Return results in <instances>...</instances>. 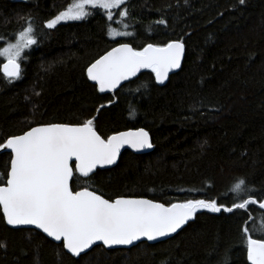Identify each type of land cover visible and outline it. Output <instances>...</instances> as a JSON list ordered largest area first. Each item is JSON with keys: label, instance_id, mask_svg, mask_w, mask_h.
Segmentation results:
<instances>
[{"label": "trees", "instance_id": "obj_1", "mask_svg": "<svg viewBox=\"0 0 264 264\" xmlns=\"http://www.w3.org/2000/svg\"><path fill=\"white\" fill-rule=\"evenodd\" d=\"M71 3L0 0V49L29 23L37 40L24 49L17 79L4 76L0 56V143L35 125L92 117L103 137L144 127L152 151L126 150L112 168L77 174L73 189L168 205L215 200L233 211L200 209L165 241L97 245L74 257L38 230L9 227L0 207V264H249L241 229L264 223V0H127L112 20L91 8L81 20L47 28ZM112 28L129 35L113 39ZM174 40L185 44L186 54L164 85L150 69L111 93L99 92L87 77V67L118 43L140 50ZM9 152L0 150L3 177ZM239 178L246 190L236 193L231 189ZM245 199L258 203L233 207Z\"/></svg>", "mask_w": 264, "mask_h": 264}, {"label": "snow or ice", "instance_id": "obj_2", "mask_svg": "<svg viewBox=\"0 0 264 264\" xmlns=\"http://www.w3.org/2000/svg\"><path fill=\"white\" fill-rule=\"evenodd\" d=\"M124 3L125 0H72L46 27L52 29L61 21L85 18L89 14L86 6L105 10L107 19L112 20L111 10ZM239 3L243 5L245 0ZM120 15L127 13L122 11ZM111 35L129 33L113 30ZM36 43L29 23L17 34L16 43L0 49V56L7 61L2 66L4 76L20 77L21 54ZM184 52L185 45L180 40L163 46L148 44L140 50L120 44L88 66L87 77L101 93L115 91L141 69H150L156 82L163 84L170 71L181 67ZM130 115H135L134 108ZM95 119L75 126L53 123L33 127L0 143V150H10V164L0 182V207L8 225H34L48 237L61 241L73 256H79L97 241L108 247L132 245L141 238L154 241L176 233L200 209L221 211L223 206L215 200H187L166 207L147 199H105L88 187L74 190L72 184L77 174L90 177L98 166L115 164L125 145L136 150L152 147L149 133L143 128L103 137L95 127ZM245 186L246 181L239 178L231 191L240 193L246 190ZM257 203L245 199L233 207L247 209ZM259 208L264 209V202L259 203ZM223 210L232 212L233 208ZM250 232L259 233L260 238H253ZM241 235L249 264H264V223L254 229L243 226Z\"/></svg>", "mask_w": 264, "mask_h": 264}, {"label": "water", "instance_id": "obj_3", "mask_svg": "<svg viewBox=\"0 0 264 264\" xmlns=\"http://www.w3.org/2000/svg\"><path fill=\"white\" fill-rule=\"evenodd\" d=\"M17 1H23V0H17ZM174 41H177V40H174ZM129 44L131 47H133L130 43H127V42H121V43H118V44H116L113 48H115V47H119V45L120 44ZM152 45H154V46H158V45H155V44H152ZM185 45V44H184ZM113 48H111L110 50H108V51H111ZM134 48V47H133ZM135 49V48H134ZM107 51V52H108ZM106 52V53H107ZM106 53H104V54H106ZM103 54V55H104ZM185 54H186V46H185V52H184V56H183V58H182V63H183V61H184V58H185ZM101 57V56H100ZM99 57V58H100ZM98 58V59H99ZM7 61L6 60H4V62L2 63V65H1V68H2V66H3V64L4 63H6ZM19 62V61H18ZM95 62V61H94ZM93 62V63H94ZM182 63H181V66H182ZM181 68V67H180ZM180 68L179 69H174V70H172V71H170L169 72V74H168V78L164 81V83L163 84H160V85H164V84H166L167 83V81L169 80V78H170V76L171 75H173V74H175V73H177L179 70H180ZM144 70H147V69H141V71L139 72V73H137V76L142 72V71H144ZM3 72V71H2ZM136 76V77H137ZM135 77H133V78H131L130 80H132V79H134ZM129 80V81H130ZM92 82H94V81H92ZM128 81H124V82H122V85H124L125 83H127ZM95 83V82H94ZM117 90V89H116ZM115 90V91H116ZM114 92V91H113ZM105 93H111V92H105ZM48 124H53V123H46V124H39V125H35V126H33V127H38V126H43V125H48ZM55 124H67V125H73V126H75V125H79V124H69V123H55ZM32 127V128H33ZM140 128H143V129H145L144 127H140ZM140 128H131V129H126V130H122V131H119V132H125V131H134V130H137V129H140ZM31 129V128H30ZM29 130V129H28ZM27 130V131H28ZM146 130V129H145ZM147 131V130H146ZM119 132H116V133H119ZM148 132V131H147ZM149 133V132H148ZM23 134V133H22ZM115 134V133H114ZM19 135H21V134H19ZM16 136V135H15ZM149 137H150V142H151V144H152V147L151 148H146V149H140V150H136V149H133V148H130V147H128L127 145H125L122 149H121V151H120V155L118 156V158H117V161H116V163L115 164H112V165H104L103 167H97V169H95L94 170V173L96 172V171H98V170H103V169H109V168H112V167H114V166H116L117 164H118V162H119V160H120V158H121V155L123 154V152L124 151H126V150H132V151H134L135 153H140V154H142V153H148V152H150V151H152L153 149H154V145H153V141H152V137H151V135H150V133H149ZM92 174H90V176H91ZM89 189V188H88ZM78 190H80V189H78ZM90 191H93L92 189H89ZM97 193V192H96ZM98 195H101V194H99V193H97ZM104 197V196H103ZM122 198H126V199H147V200H151V201H153L154 203H160V204H164L166 207L167 206H170V205H168V204H165V203H163V202H160V201H156V200H153V199H150V198H148V197H132V196H121ZM121 197H117V198H121ZM105 199H108V198H106V197H104ZM117 198H115V199H117ZM115 199H113V200H115ZM109 200H111V199H109ZM264 202V201H263ZM176 203H183V202H176ZM174 204V203H173ZM1 210H2V207H1ZM2 213H3V211H2ZM195 217H196V214H195V216H194V218L192 219V220H190L188 223H190V222H192V221H194V219H195ZM5 222H6V224H7V221H6V219H5ZM187 223V224H188ZM186 224V225H187ZM8 225V224H7ZM186 225H184L181 229H183ZM9 227H12V228H15V229H35V230H38V231H40V232H42L41 230H39V229H36L35 228V226L34 225H16V226H14V225H8ZM181 229H178L177 230V232L176 233H172V234H170L169 236H166V237H159V238H157L156 240H154V241H148L146 238H141V240H139V241H136V242H134L132 245H114V246H111V247H108V246H105V245H103V243L102 242H100V241H97L96 242V244H94L90 249H87V250H85V252H83V253H81L80 255H82V254H85V253H87V252H89L91 249H93L95 246H97V245H103L105 248H107V249H116V248H131L132 246H135V245H137L138 243H141V242H144V241H146V242H149V243H158V242H161V241H165V240H167V239H169V238H171V237H173V236H175ZM43 233V232H42ZM43 234H45L46 236H47V234L46 233H43ZM48 237V236H47ZM49 239H51L52 241H54V242H56V243H62L61 241H55L53 238H51V237H48ZM66 250V249H65ZM67 251V250H66ZM68 252V251H67ZM69 253V252H68ZM69 254H71V253H69ZM72 255V254H71ZM79 255V256H80ZM73 256V255H72ZM79 256H74V257H79Z\"/></svg>", "mask_w": 264, "mask_h": 264}, {"label": "rangeland", "instance_id": "obj_4", "mask_svg": "<svg viewBox=\"0 0 264 264\" xmlns=\"http://www.w3.org/2000/svg\"><path fill=\"white\" fill-rule=\"evenodd\" d=\"M127 0H125V2H126ZM91 6H86V8H85V11L86 12H90V10H91ZM67 9V8H66ZM65 9V10H66ZM114 9H116V8H114ZM114 9H112L111 11H113ZM64 10V11H65ZM68 21H71V20H68ZM61 22H66V21H61ZM60 22V23H61ZM113 30H115L116 32H120V31H118V30H116L115 28H112V30H111V32L113 31ZM111 32H110V35H111ZM120 33H122V32H120ZM120 36H122V35H116V36H113V35H111V37L113 38V39H116V38H118V37H120ZM16 43V42H15ZM23 53V52H22ZM22 55V54H21ZM5 58V57H4ZM6 59V58H5ZM4 179V177H3V175H2V173L0 172V182L2 181Z\"/></svg>", "mask_w": 264, "mask_h": 264}, {"label": "bare ground", "instance_id": "obj_5", "mask_svg": "<svg viewBox=\"0 0 264 264\" xmlns=\"http://www.w3.org/2000/svg\"><path fill=\"white\" fill-rule=\"evenodd\" d=\"M181 230H182V229H181ZM181 230H180V231H181ZM180 231H179V232H180ZM179 232H178V233H179ZM178 233H177V234H178ZM91 250H92V249H91Z\"/></svg>", "mask_w": 264, "mask_h": 264}]
</instances>
